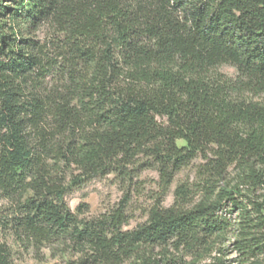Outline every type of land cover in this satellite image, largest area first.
Listing matches in <instances>:
<instances>
[{"label":"trees","instance_id":"1","mask_svg":"<svg viewBox=\"0 0 264 264\" xmlns=\"http://www.w3.org/2000/svg\"><path fill=\"white\" fill-rule=\"evenodd\" d=\"M224 65L237 76L217 73ZM198 157L204 199L188 208L181 185L133 231L127 199L92 219L67 203L94 178L132 179L141 158L166 192ZM0 195L9 236L86 254L75 264H170L152 251L208 248L226 207L264 231V0H0ZM0 264H13L5 243Z\"/></svg>","mask_w":264,"mask_h":264},{"label":"rangeland","instance_id":"2","mask_svg":"<svg viewBox=\"0 0 264 264\" xmlns=\"http://www.w3.org/2000/svg\"><path fill=\"white\" fill-rule=\"evenodd\" d=\"M3 2L4 5L11 4V0H3ZM36 36L40 40H44L48 36V29L42 28L36 33ZM217 73L228 78L237 76L236 68L228 65L217 68ZM179 144L183 145L184 143L179 142ZM205 163L206 161L202 157L191 161L176 174L173 183L164 192L161 176L154 161L141 158L138 164L131 167L132 169L136 168L132 179L123 178L117 174L97 177L80 187L73 188L66 196V200L72 211L81 213V218L92 219L112 213L120 207L124 199H127V223L123 230L133 231L148 221L151 209L158 203L163 208L171 207L176 199V191L181 185H185L191 190L188 208L200 203L205 196L204 177L200 173ZM238 173V169L234 166L231 167L225 182H229L231 186L237 185L239 182ZM221 186H224L223 182ZM248 188L242 189L243 194H249L252 198H257L262 193L259 188L253 191ZM8 205V201L0 195V216ZM223 211L229 225L223 233L214 235L209 240L208 248L180 252L174 250L172 246L168 248V252L163 248H155L151 253L152 257L156 260L170 259V264H264V239H258L259 236L264 235V231L255 233L256 231L253 230L254 233L249 234V230L243 228L244 223H242L236 208L226 207ZM254 236L257 237V241H251ZM0 243H5L11 248L13 264H75L86 256L72 248L57 246L25 249L1 226ZM123 264L145 263L134 257L126 260Z\"/></svg>","mask_w":264,"mask_h":264}]
</instances>
